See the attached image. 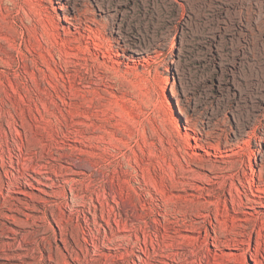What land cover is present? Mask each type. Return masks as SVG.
<instances>
[{
	"label": "rangeland",
	"instance_id": "1",
	"mask_svg": "<svg viewBox=\"0 0 264 264\" xmlns=\"http://www.w3.org/2000/svg\"><path fill=\"white\" fill-rule=\"evenodd\" d=\"M252 152L264 187V0H0V264H264L196 195Z\"/></svg>",
	"mask_w": 264,
	"mask_h": 264
},
{
	"label": "bare ground",
	"instance_id": "2",
	"mask_svg": "<svg viewBox=\"0 0 264 264\" xmlns=\"http://www.w3.org/2000/svg\"><path fill=\"white\" fill-rule=\"evenodd\" d=\"M71 8L73 10L72 19L74 21L76 28H78V30L80 31V28L83 27L84 31L88 35L87 37L89 38L88 43L92 44V42H94L95 47L98 50L100 49V51L103 48L102 54L105 58L110 59L111 54L113 53V51L116 48L120 49L124 46L123 44H119V45L115 46L114 44H112L109 41L106 42L105 44H103L100 41V39H98L99 41H96L95 38L98 37L97 36L98 34H96L97 33L96 29H98L99 23L97 21L91 19L87 13H82V12H80L81 10L79 11L76 8L74 9L73 7H71ZM90 20L95 21V22L91 23ZM93 24L96 27H93L92 26ZM79 33H81V31ZM124 47H126V46H124ZM88 48H90V47H88ZM78 50H82V47ZM72 54L76 55V53H72ZM89 54H91V53H89ZM77 56H79V55H77ZM219 151L220 150H218L216 153H218ZM253 152L251 155L249 154V156H248L249 162L246 163L245 161H241L240 166L236 169L235 172H233V170L235 169V166L233 164H227V163L226 164H216L211 169H209L213 173L212 176L202 175L199 178L200 180H202V184H203L204 188H202L201 191L197 192L196 195L198 197H203V199H205V200L207 199L208 196H211V197H214L215 199H217V201H218V203H217V215L219 216V219L223 220L226 224H227V222H230V224L226 228L225 232H222V234H217L216 236H212L213 237L212 238L213 243L215 240V244H214L215 248H217L219 250H222L223 247H232V245H237V247H239V244L240 243L242 244V242L245 241V237L247 235H251V233L253 231H255L256 229H257L256 233H257L258 247H260V245H261L260 243H264V236L262 235V233L264 232V213H261L257 210V207H259V206L264 207V201H263L264 200V187H257L256 188L254 181H253V178H252V174L254 173V166L258 163V158H257L256 154H254ZM260 160L263 161L264 159H260ZM205 169H207V168H205ZM219 178H221V179H219ZM235 179L238 180L239 184L242 186V189H240V190L237 189V191H235L236 193L233 192L231 189L229 190V195H231V196L235 195L233 198H231L232 205L229 206V204L227 203L226 197L222 194V193H225L223 191V187L225 184L226 185L229 184V181L231 182ZM187 187H188V185H184L183 188H181V190L186 191ZM179 196L181 198L186 197V195H183V193L180 194ZM247 208L252 209V212H247L246 211ZM247 213L253 214V217H244V218L234 217L235 214H243L246 216ZM194 216L195 217H202L203 219H205L202 215L197 214V213ZM193 223H198V222H197V220H195ZM187 224L186 225L189 226V223H187ZM206 234L208 235V231L206 232ZM239 237H244V239H239ZM245 244L248 245L246 248L241 247L238 249L243 251L242 255H244V256H247V254H250V256H253L252 252H250V250H249L250 243L246 242ZM234 257L235 256H233V258ZM241 258H242V256L239 258L240 262H241ZM244 259L245 258L243 257V261H244ZM233 262H235V261H233ZM224 264H226V263H224ZM258 264H260V263L258 262Z\"/></svg>",
	"mask_w": 264,
	"mask_h": 264
}]
</instances>
